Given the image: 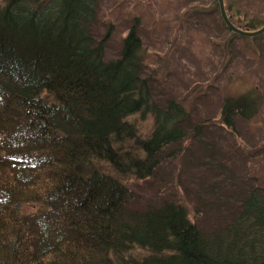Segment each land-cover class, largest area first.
Wrapping results in <instances>:
<instances>
[{"label":"trees","instance_id":"trees-1","mask_svg":"<svg viewBox=\"0 0 264 264\" xmlns=\"http://www.w3.org/2000/svg\"><path fill=\"white\" fill-rule=\"evenodd\" d=\"M0 2V264H264V190L242 199L233 222L202 229L180 203H141L117 178L148 180L166 148L205 128L179 100L160 106L153 78L141 79L136 23L108 61L110 34L90 32L97 0ZM241 98L225 101L220 130L252 116ZM148 115L141 138L130 119Z\"/></svg>","mask_w":264,"mask_h":264},{"label":"rangeland","instance_id":"rangeland-1","mask_svg":"<svg viewBox=\"0 0 264 264\" xmlns=\"http://www.w3.org/2000/svg\"><path fill=\"white\" fill-rule=\"evenodd\" d=\"M212 1L97 0L90 30L96 40L110 34L105 53L109 61L118 58L122 40L136 23L159 105L179 100L192 121H205L201 139L166 148L169 156L161 158L155 176L146 181L115 176L141 203H181L202 229L233 217L243 194L264 182V32L229 40L233 34L221 24L218 9L209 12ZM223 2L226 14L254 21L255 31L264 26V0H233L228 11ZM189 9L195 11L187 13ZM241 97L253 107L251 118L231 115L232 125L220 130L225 101ZM130 121L141 138L151 133V116ZM100 167L110 171L106 164Z\"/></svg>","mask_w":264,"mask_h":264},{"label":"bare ground","instance_id":"bare-ground-1","mask_svg":"<svg viewBox=\"0 0 264 264\" xmlns=\"http://www.w3.org/2000/svg\"><path fill=\"white\" fill-rule=\"evenodd\" d=\"M214 5V7H212V8H216V9H218V14H220V12H221V10H220V7H219V2H217V0H214V1H212V3H211V6H213ZM222 5H223V10H224V14H225V17H226V19H228L229 20V18H228V16H227V14H226V11H225V5H224V2H223V0H222ZM221 17V16H220ZM230 21V20H229ZM221 24L223 25V26H225L226 27V25L224 24V22L222 21V19H221ZM231 23V22H230ZM264 27V26H263ZM262 27V28H263ZM227 28V27H226ZM261 28V29H262ZM228 29V28H227ZM101 40V39H100ZM143 53V52H142ZM118 56H119V53H118ZM117 59V58H116ZM109 61H111V60H109ZM146 69H147V65H146V63H145V58H144V60L142 61V74H141V79H144V80H146V79H150V78H153V77H151L150 76V74H148L147 72H146ZM251 117H245V119H247V120H249ZM143 119H145V118H143ZM163 158V157H162ZM263 169H264V166H263ZM101 170H103L102 168H101ZM102 173H104V174H106V175H110L111 174V172L110 171H108V169H105V170H103V171H101ZM262 187L264 188V182H263V184L261 185V186H257V187H254V188H252V186H251V188H249V190L248 191H246L244 194H243V197L241 198V200L239 201L240 203H241V201H242V199H244L245 198V196L249 193V192H251V190L253 189H259V190H264V189H262ZM181 204V203H180ZM182 205V204H181ZM182 206H184V205H182ZM184 208H186L185 206H184ZM237 209V210H236ZM236 209H235V211H237V213L235 214V215H233V217L232 216H230V217H226V219H225V221L223 222V223H231V222H233V220H234V218H236L238 215H239V213L242 211V209L240 210L239 208H237L236 207ZM188 212V211H187ZM232 213H234V211H232ZM232 213H230V214H232ZM263 213V214H262ZM197 214V212L196 213H193V215H196ZM261 214H262V222H264V210L262 209V212H261ZM196 217V216H195ZM201 217V216H200ZM188 218H189V214H188ZM197 218V217H196ZM224 219V218H223ZM190 220V219H189ZM191 221V220H190ZM201 221V220H200ZM220 221H222V220H220ZM220 221H218V222H216V223H214V224H217V223H220ZM260 221V220H259ZM192 223H195V224H197L198 226L200 225L197 221H195V220H193V221H191ZM222 223V222H221ZM82 258H85L86 260L88 259V258H86V257H82ZM81 258V259H82Z\"/></svg>","mask_w":264,"mask_h":264},{"label":"water","instance_id":"water-1","mask_svg":"<svg viewBox=\"0 0 264 264\" xmlns=\"http://www.w3.org/2000/svg\"><path fill=\"white\" fill-rule=\"evenodd\" d=\"M217 2H219V7H220V16L222 21L224 22V24L226 25V27L228 28L230 34H237L243 37H255L259 34H262L264 32V27L258 31L255 32H246V31H242L240 29L235 28L228 19H226L225 14H224V10H223V5H222V0H217Z\"/></svg>","mask_w":264,"mask_h":264}]
</instances>
